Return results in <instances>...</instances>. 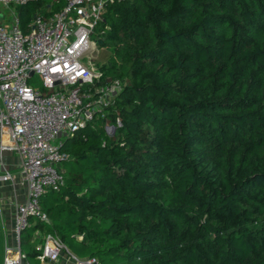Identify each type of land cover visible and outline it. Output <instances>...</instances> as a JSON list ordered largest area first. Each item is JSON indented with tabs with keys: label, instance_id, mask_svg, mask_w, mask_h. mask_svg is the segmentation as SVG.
<instances>
[{
	"label": "trees",
	"instance_id": "16d2710c",
	"mask_svg": "<svg viewBox=\"0 0 264 264\" xmlns=\"http://www.w3.org/2000/svg\"><path fill=\"white\" fill-rule=\"evenodd\" d=\"M45 3L17 5L22 29ZM95 39L123 87L62 140L30 228L99 264H264V0L114 1Z\"/></svg>",
	"mask_w": 264,
	"mask_h": 264
},
{
	"label": "built area",
	"instance_id": "2783aa9c",
	"mask_svg": "<svg viewBox=\"0 0 264 264\" xmlns=\"http://www.w3.org/2000/svg\"><path fill=\"white\" fill-rule=\"evenodd\" d=\"M114 1L129 0H64L57 10L37 9L26 30L19 27L17 16L8 28L0 24V132L6 131L9 145L4 148L17 154L26 186L25 200L15 205L12 242L6 236L2 264H30L21 250L20 235L34 224L30 218L47 220L40 200L63 183L55 167L65 158L62 140L104 119L123 87L91 56L104 9ZM34 74L41 78L44 91L28 83ZM11 177L9 171L0 173V181ZM35 239L39 241L35 256L41 264H99L96 257L76 256L51 232H38Z\"/></svg>",
	"mask_w": 264,
	"mask_h": 264
},
{
	"label": "rangeland",
	"instance_id": "374dc122",
	"mask_svg": "<svg viewBox=\"0 0 264 264\" xmlns=\"http://www.w3.org/2000/svg\"><path fill=\"white\" fill-rule=\"evenodd\" d=\"M51 2L52 0H46V3L42 5V7H39L37 9L43 12L46 11L48 8L51 9V6H52ZM63 4H64V0H61V4L59 5L58 8H60ZM17 5L18 4H15L14 2H10L9 4H4L0 2V22H2L4 26L10 27L15 22L14 16H17V11H16ZM33 14H34V11H33ZM33 14L30 16L28 23L32 21ZM28 23L25 25L24 29H22L20 24L18 25L22 30H26ZM112 55H113V51L111 48L109 47L99 48L97 44H95V46L93 47V51L91 52V56L93 58L92 61L100 68H105V69L109 67V63H110L109 59ZM28 83L35 89H38L40 91L45 90L42 86L41 78L39 77L38 74H34L33 76L29 77ZM110 126H113V125L108 124L106 130L108 133L111 134L113 132ZM69 165H70L69 162H65V163L63 162V163L55 164V167L59 171H62V170H66L69 167ZM38 232L46 233L47 232L46 227L38 226L33 229L29 227L26 230L22 231L20 235L21 250L23 251V253L27 255V261L30 264H41V262L37 260L36 256L33 255L36 253L35 250L39 244V241L35 239V236ZM77 238L81 239L82 237L80 238L78 236ZM65 245L66 247L69 248V250H71L73 253L78 255L80 258L87 257L90 254L91 249L89 247H87L85 244L78 243L72 239H66ZM1 255H2V250L0 249V264H1V258H2Z\"/></svg>",
	"mask_w": 264,
	"mask_h": 264
},
{
	"label": "crops",
	"instance_id": "0c3cea01",
	"mask_svg": "<svg viewBox=\"0 0 264 264\" xmlns=\"http://www.w3.org/2000/svg\"><path fill=\"white\" fill-rule=\"evenodd\" d=\"M0 24H3L0 22ZM4 25V24H3ZM5 139V140H4ZM2 145V146H1ZM4 145V146H3ZM9 145L6 131L0 132V173L9 171L12 179L0 181V249L2 250L6 241L12 242L11 235L13 221L15 218V205L22 203L26 197V186L19 174V158L17 154L4 148ZM2 264V258H1Z\"/></svg>",
	"mask_w": 264,
	"mask_h": 264
},
{
	"label": "water",
	"instance_id": "95a60500",
	"mask_svg": "<svg viewBox=\"0 0 264 264\" xmlns=\"http://www.w3.org/2000/svg\"><path fill=\"white\" fill-rule=\"evenodd\" d=\"M112 128V132H114V126H110Z\"/></svg>",
	"mask_w": 264,
	"mask_h": 264
}]
</instances>
